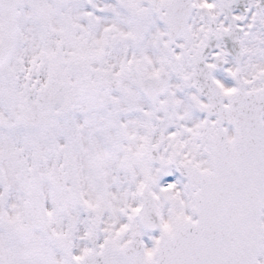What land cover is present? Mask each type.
Returning a JSON list of instances; mask_svg holds the SVG:
<instances>
[{"label": "snow or ice", "instance_id": "obj_1", "mask_svg": "<svg viewBox=\"0 0 264 264\" xmlns=\"http://www.w3.org/2000/svg\"><path fill=\"white\" fill-rule=\"evenodd\" d=\"M0 264H264V0H0Z\"/></svg>", "mask_w": 264, "mask_h": 264}]
</instances>
